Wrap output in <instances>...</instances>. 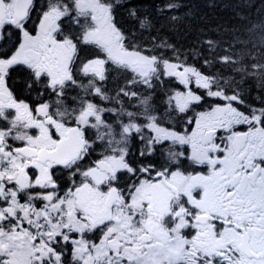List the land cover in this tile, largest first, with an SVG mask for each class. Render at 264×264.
Here are the masks:
<instances>
[{
    "label": "snow or ice",
    "instance_id": "obj_1",
    "mask_svg": "<svg viewBox=\"0 0 264 264\" xmlns=\"http://www.w3.org/2000/svg\"><path fill=\"white\" fill-rule=\"evenodd\" d=\"M236 15L186 52L132 0H0V264H264V19Z\"/></svg>",
    "mask_w": 264,
    "mask_h": 264
},
{
    "label": "trees",
    "instance_id": "obj_2",
    "mask_svg": "<svg viewBox=\"0 0 264 264\" xmlns=\"http://www.w3.org/2000/svg\"><path fill=\"white\" fill-rule=\"evenodd\" d=\"M136 1V0H132ZM136 6L140 7L144 13L150 15L155 29L153 35H158L167 39L182 51H190L200 40L208 37H220L216 34V29L220 25L231 28L233 25H239L242 22L238 19L237 13L248 16L252 23H259L264 19V14L258 15L261 0H172V2L183 5L177 12L159 14L156 11L169 0H137ZM246 3L253 4L252 7H244ZM170 15H178L180 19L171 21L167 19ZM122 21L127 24L126 13H122ZM246 23V22H245ZM207 33V35H202ZM225 39L228 37L225 36ZM199 63L195 60H190ZM215 71V69H211ZM246 88L252 89V95H256V82L249 81Z\"/></svg>",
    "mask_w": 264,
    "mask_h": 264
},
{
    "label": "flooded vegetation",
    "instance_id": "obj_3",
    "mask_svg": "<svg viewBox=\"0 0 264 264\" xmlns=\"http://www.w3.org/2000/svg\"><path fill=\"white\" fill-rule=\"evenodd\" d=\"M132 3H133L134 5H137L138 1L136 0V1H133Z\"/></svg>",
    "mask_w": 264,
    "mask_h": 264
}]
</instances>
